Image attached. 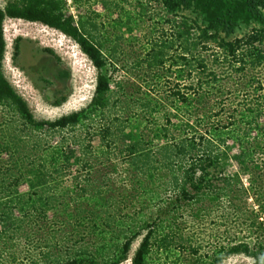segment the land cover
<instances>
[{
  "label": "trees",
  "instance_id": "obj_1",
  "mask_svg": "<svg viewBox=\"0 0 264 264\" xmlns=\"http://www.w3.org/2000/svg\"><path fill=\"white\" fill-rule=\"evenodd\" d=\"M157 1L177 28L181 47L171 56L180 83L171 86L164 101L175 107V116L180 111L181 120L172 121L168 112L166 122L149 117L151 126L118 112L117 107L127 110L130 104L114 98L112 79L103 73L110 58L104 51L107 38L102 24L95 17L72 14L68 0H10L5 7L0 5V104L16 116L7 132H0L4 139L0 155L8 157L0 167V249L9 255L8 260L19 261L17 247L38 235V250L29 253L27 264H121L143 235L131 264H148L156 249H184L187 238L177 221L179 214L188 208L197 211L207 203L213 204L208 212L223 209L227 219H243L242 231L248 230V219L254 226L257 216L248 215L235 199L247 206L249 196H262L255 178L246 186L242 177L252 172V165L261 167L260 153H264V0ZM98 2L104 9L117 6L109 0ZM8 18L41 22L80 46L98 70L95 93L86 107L54 120L34 115L4 72ZM242 19L260 20L261 25L236 36ZM151 41L156 44L151 45L148 67L160 69L166 65L169 46ZM212 66H226L230 86L236 79L232 88L241 96L236 103L226 106L219 101V109L211 104L223 72L217 73ZM68 97L64 94L52 103L61 105ZM46 99L50 101L51 96L47 94ZM200 101H204L202 107ZM162 102V98L145 101L148 116L154 117ZM225 113L228 122L217 125ZM230 125L235 126L227 130L228 136L239 152L232 156L237 169L226 173L231 156L222 150L227 135L223 129ZM83 127L86 132L79 133ZM115 179L121 180L119 188L133 189L123 194L126 198L116 197ZM107 180L113 188L105 185ZM24 184L29 187L26 191L21 190ZM225 201L235 210L222 207ZM123 203L140 205L135 210L141 219L138 223L134 216L121 214ZM217 203L221 206L215 207ZM148 217L155 218L150 222ZM35 226L43 231L58 227L63 233L40 236ZM245 237L199 257L195 255L200 248L192 246L191 264H220L234 254L264 264L259 262L264 240Z\"/></svg>",
  "mask_w": 264,
  "mask_h": 264
},
{
  "label": "rangeland",
  "instance_id": "obj_2",
  "mask_svg": "<svg viewBox=\"0 0 264 264\" xmlns=\"http://www.w3.org/2000/svg\"><path fill=\"white\" fill-rule=\"evenodd\" d=\"M9 1L0 0V5L5 7ZM109 1H113L117 6L104 9L98 0H78L77 2L68 0L67 8L71 10L72 14L77 16L79 14H90L101 22L103 26H101L102 33L107 38L104 51L110 58V62L104 68L103 73L112 79L111 84L115 91L114 98L126 100L130 104L127 110L117 107L118 112L123 118L129 116L133 121L141 118L144 121L143 125H152V123L148 122L149 117L150 119L156 118L160 122H166L164 114L168 112L173 116L171 118L172 121H180V111H178L179 117L175 116V107L169 101H167V104L164 102L171 86L177 82L180 83V78L177 76L179 73L177 67L171 63V56L181 52V47L175 35L177 28L168 20L169 17L157 0ZM261 10L264 16V6H261ZM176 20L179 22L181 18L177 17ZM260 25V20H252L247 23L242 19L235 34L240 37L244 36L249 34L253 28L260 27ZM4 26L7 42L4 72L17 92L28 102L30 109L37 118L54 120L80 110L91 102L96 89L98 70L73 39L64 35L60 30L41 22L8 18ZM151 40L160 41L169 46L166 49V58H168L166 65L160 69L148 67V58L150 53H152L151 45L156 44ZM49 49L53 50L60 58H56L55 54L48 51ZM224 67L212 66L217 73L223 71L219 77L221 80L216 84L217 87H214L215 97L211 98V104H214L217 108L219 101L229 106L230 103H236L241 99V96L238 97V93L236 94L232 88L236 79L233 78L230 86L227 80L228 72ZM262 78L264 79V64L262 66ZM228 87L230 88L229 90ZM67 93L69 97L64 103L61 105L52 103L56 98ZM47 94L51 96L50 101L46 99ZM160 98L163 99V102L159 111H154V117L148 116L143 103L151 99L157 100ZM198 104L202 107L204 101H200ZM120 106H122L121 103ZM208 106L204 109L205 111L209 109ZM225 114H222L224 120L221 123L218 122L217 125H224L228 122L226 119L228 113ZM14 117L16 116L12 117L10 111L0 104V132H7L11 125L10 122L15 119ZM234 126L230 125L229 129H223L227 135H223L226 138V144L222 150L223 152L227 151L231 156V158L228 157V166L225 163V167L227 166L225 168L226 173L231 172L229 169H237L235 167L237 162L232 156L239 152V147L234 144L233 139L229 138L227 131L234 128ZM208 128L212 129L211 126H208ZM84 130L86 132L87 127L79 128L78 132L84 134ZM1 139L4 140L2 136H0ZM95 144L98 143L95 142ZM7 161V155H0L1 168ZM259 163L261 164L260 168L252 165V172L243 176L242 179L245 185L249 186L251 180L255 178L256 184L261 189L262 196L257 199L249 196L247 206L245 203L235 199L238 204L245 206L244 210L248 215L257 216L254 219V226L248 219V230L242 231L240 228L243 227L241 223L243 219L237 221L234 218L227 219L224 214L222 215L223 209L217 210L214 208V211L208 212L206 210L212 208L213 205L210 203H207L197 211L195 208H192V210L188 208V211H183L179 214L177 220L179 226L184 228L187 238L184 249H178L176 246L168 249H156L149 257L148 264H191L192 256L190 252L192 246L200 248L199 254L195 255V257H199L200 255L203 256V254L213 252L221 245L230 243L229 241L233 242L235 239L245 240V234H248V240L255 241L259 239L263 241L264 153H260ZM117 167L119 166L117 165ZM119 171L127 174L123 168H120ZM33 179L34 177L31 181ZM111 183L110 180H107L105 185L116 188V197L119 200L126 198L123 197V194H128L133 190L132 188H119L121 180L115 179L113 186ZM27 189H29L27 184L21 187L22 191ZM217 206H221V204L217 203L215 207ZM139 207L140 205L130 207L123 203L124 209L121 210V214L134 216V223H138L141 219L139 213H135V210ZM222 207L230 212L235 210L227 201L223 203ZM119 208L122 209V207ZM153 218L155 217H148L150 222H152ZM35 228L40 236L44 234L49 237L53 233L56 236H62L63 233V230L58 227L47 228L44 231L37 226ZM142 237L143 235L134 242L129 258L121 264H131L132 257ZM37 238H39L38 235L28 238L27 240L29 241L21 243L17 247L19 261L16 262H13L12 258L11 261L8 260L9 255H6L0 249V264H27L29 253L38 250L35 247ZM51 240L53 239L51 238ZM260 256L259 262L263 263L264 252ZM220 264H256V259L245 254H234L227 257Z\"/></svg>",
  "mask_w": 264,
  "mask_h": 264
},
{
  "label": "bare ground",
  "instance_id": "obj_3",
  "mask_svg": "<svg viewBox=\"0 0 264 264\" xmlns=\"http://www.w3.org/2000/svg\"><path fill=\"white\" fill-rule=\"evenodd\" d=\"M230 89V88H229ZM227 90V89H226Z\"/></svg>",
  "mask_w": 264,
  "mask_h": 264
}]
</instances>
